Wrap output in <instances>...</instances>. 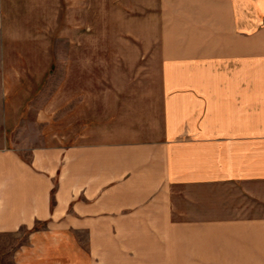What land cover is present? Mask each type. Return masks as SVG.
<instances>
[{"label": "crops", "instance_id": "0c3cea01", "mask_svg": "<svg viewBox=\"0 0 264 264\" xmlns=\"http://www.w3.org/2000/svg\"><path fill=\"white\" fill-rule=\"evenodd\" d=\"M127 12L158 45L157 120L79 143L0 141V264H264V96H244L264 77V0Z\"/></svg>", "mask_w": 264, "mask_h": 264}, {"label": "rangeland", "instance_id": "374dc122", "mask_svg": "<svg viewBox=\"0 0 264 264\" xmlns=\"http://www.w3.org/2000/svg\"><path fill=\"white\" fill-rule=\"evenodd\" d=\"M9 1L0 141L22 149L28 134L43 130L51 145L79 143L107 127L157 120L165 96L158 45L154 31L130 24L127 12L140 0ZM244 89L264 96V77Z\"/></svg>", "mask_w": 264, "mask_h": 264}]
</instances>
